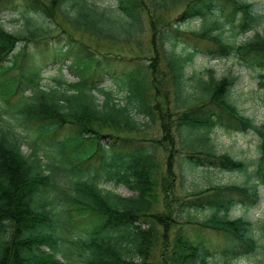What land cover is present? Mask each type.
I'll return each mask as SVG.
<instances>
[{
  "label": "trees",
  "instance_id": "1",
  "mask_svg": "<svg viewBox=\"0 0 264 264\" xmlns=\"http://www.w3.org/2000/svg\"><path fill=\"white\" fill-rule=\"evenodd\" d=\"M182 1L116 0L120 14L113 20L88 0H18L17 6L10 2L26 21L17 32L0 25V61L11 54L0 65V73L19 69L10 79H0V264H239L240 260L264 264V218L251 220L244 214L234 219L228 214L233 206L248 210L256 205L257 186L264 183V123H254L229 99L235 77L216 80L211 68L208 79L198 72L187 76L185 67L197 47L176 51L173 42L159 53L158 44L151 41L155 52L163 55L169 96L177 102L176 108H171L169 98L164 102L166 111L174 112L166 121L155 110L163 101L154 75L156 55L147 64L119 52L102 53L65 29L61 31L66 39L46 40L49 44L43 48V41L53 37L54 28L47 20L52 22L57 11L93 44L113 46L133 39L150 6L168 9ZM214 1L229 23L239 16L237 26L229 28L233 33L252 28L262 18L251 2L193 0L187 7L192 14L209 17ZM227 1L233 4L231 11ZM218 25L211 22L196 33L207 38L220 29ZM215 36L211 39L221 42L222 30ZM29 42L34 45L26 50ZM17 43L21 47L16 48ZM230 43L226 52L233 47ZM239 48L240 60L257 71L264 86V36L256 29ZM66 57L77 80L61 85L59 79L56 87H43L42 65L61 64ZM107 81L123 93L121 100L103 86ZM132 110L152 121L161 119L163 134L148 139V144L143 141ZM11 120L33 130L28 153L22 151L23 137ZM219 125L230 131L252 129L258 136L251 172L255 182L194 191L176 201L179 219L158 211L155 199L162 176L155 150L159 145L167 152L163 162L168 173L173 161L183 170L247 172L249 162L244 158L213 149L209 133ZM178 143L191 148L183 151ZM42 147L45 161L37 152ZM110 182L133 194L121 196L102 187ZM58 192L63 195L60 204ZM207 211L210 214L203 219L197 217ZM75 217L82 226L76 232ZM159 242L162 251L155 257Z\"/></svg>",
  "mask_w": 264,
  "mask_h": 264
},
{
  "label": "rangeland",
  "instance_id": "2",
  "mask_svg": "<svg viewBox=\"0 0 264 264\" xmlns=\"http://www.w3.org/2000/svg\"><path fill=\"white\" fill-rule=\"evenodd\" d=\"M8 1V3H7ZM14 2L16 6L18 5V0H1L0 4V25L3 26L4 29L17 32L19 31L26 21L24 16H21L13 5L10 2ZM91 3H96L99 8H106L107 15L113 20L117 18L115 13L116 1L115 0H88ZM241 2H251L252 8L256 12H264V0H240ZM190 3V0L183 1L177 4L175 7L171 9L159 8L158 6H153V15L152 18L155 26L161 28L162 24L169 23L173 20V18L177 17L184 8H187V4ZM146 14V13H144ZM29 18L31 23L35 22L34 13ZM36 16V15H35ZM183 18V17H182ZM52 22L47 20L49 26L53 27L54 30L50 35L53 34V37H49L43 41V48L47 47L49 43L46 40H51L55 38L56 40L59 37H63V40L67 38V34L62 32L61 29H65V32H70L73 37L80 38L81 40L87 42L90 45L93 44V39H90L87 34H85L82 29H76V27H72L67 23V20L63 17V15L57 11L53 13ZM162 19V20H160ZM46 21V20H45ZM153 21V20H152ZM208 22H200V20H190L185 23H180L182 33L179 36V40L183 42H188L189 44L192 42V36L188 35L186 31L196 30L199 26H207ZM151 22L147 23V14L143 20V29H140V32L137 34L134 39L128 44H115L110 46L105 43L96 44V48L99 52L102 53H122L126 56H136L139 61L142 63H147L150 61L152 57H155V76L159 79V98L163 99L162 103L157 104L156 112L160 118H164V120L168 121L172 119L174 116V112L166 111L164 102L169 98V105L171 108L177 107V102L175 101L174 95L169 96V86L168 82L165 79L164 75V64L163 58L161 54H157L155 50L152 48V43H157L160 38L161 33L158 32L151 34L150 29L152 26ZM147 26L149 29L147 30ZM163 26V25H162ZM261 33L264 34V23L260 26ZM215 33V32H214ZM227 38L226 41H230V38L227 33L224 34ZM250 35H244L237 40L244 41L246 37ZM225 42V41H224ZM31 43L25 45V47L29 46ZM34 44V43H33ZM178 44L182 45V42ZM167 46V45H166ZM19 47V43H17L16 48ZM32 48V47H29ZM28 48V49H29ZM158 50L161 52L160 45H158ZM30 52V51H28ZM31 53V52H30ZM11 54L5 55L4 58L0 61V64H4L8 62ZM70 62V58H65L63 61V65L61 70L59 69L58 64L46 63L42 65V80L41 83L43 87L56 86V79L62 75L64 78L69 80H75L77 77L74 74H71L66 67V65ZM208 68H212V75L215 79H219L224 75H236L237 79L234 82L233 89L231 91L230 100L234 103V105L245 115L250 116L257 123L264 122V87L257 85L258 78L256 77V72L254 70L243 68L239 61L235 58H223L219 60H206L201 58V56L195 57L194 61L188 63L185 67L186 72L189 74L192 71L196 70L200 72V76L207 79L209 74L207 72ZM18 68H13L3 73H0V79H10L9 77H13L18 74ZM109 82H107L108 84ZM197 92V90H196ZM122 96V95H121ZM213 107V104H210ZM133 118L140 124V131L137 133L138 137L144 138L143 141L152 138H158L163 134L162 129L160 130V122L161 119L152 121L151 119L147 121V118L142 114H137L134 110L131 112ZM8 117V116H7ZM10 118V117H9ZM12 119V118H11ZM14 125V129L19 132L24 137V142L22 145L23 152H28L30 146L29 142H32L34 138L32 131L29 128L22 127L21 125H17L15 121L11 120ZM210 142L213 144V147L216 152L222 153L226 152L232 155L235 158H244L249 162V168L247 172H239V171H224L217 169H210L206 167L194 168L192 170L186 169L183 170L179 168L178 162L173 161L172 163V172L167 171L166 163L163 162V159L166 158L167 152L162 150V147L157 146L156 153V162L159 177L162 176L161 182L158 188V197L155 199V205L158 208V211L163 212L164 214H168L169 216H177L179 214L178 203L176 201L181 198L186 197V195H190L195 193L199 189L205 190L209 185H222V184H248L253 181L255 177L251 175V172L254 171L256 166V141L257 137L255 134L251 132H240L235 133L234 131H228L223 126L220 128H216L210 132ZM147 137V138H146ZM35 140V139H34ZM179 140V139H178ZM150 142V140H148ZM147 142V144H148ZM39 144V143H38ZM41 146V145H40ZM43 146V144H42ZM178 147L187 151L191 147L185 146L183 143H178ZM177 148V145H176ZM197 148V147H193ZM44 148L42 147L39 151L40 154L43 153ZM173 157V155H171ZM171 159V157H169ZM182 173V174H181ZM61 176V175H60ZM60 178V177H58ZM171 180L172 185L168 186V182ZM112 184H106V189H112ZM111 186V187H110ZM210 187V186H209ZM116 191L120 192L122 195H130L131 192L124 188L120 187L116 189ZM208 191V190H207ZM259 201L256 205L245 210L242 206H234L229 210L230 218H237L240 215H244L249 217L251 220L255 218H264V185L261 184L257 187ZM206 192V191H205ZM207 214H210V211L204 213H197V217L203 219ZM188 213L186 217H188ZM179 219V216H177ZM82 226L75 224V232L78 231ZM67 234L71 232V230L65 231ZM75 235V234H74ZM162 251V244L159 242L155 247V257H160L159 254ZM239 264H247L246 260L240 261Z\"/></svg>",
  "mask_w": 264,
  "mask_h": 264
}]
</instances>
